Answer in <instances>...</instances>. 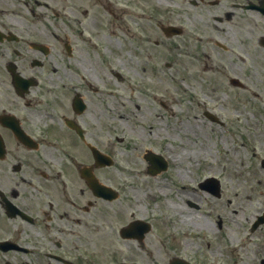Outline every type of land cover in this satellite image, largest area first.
I'll use <instances>...</instances> for the list:
<instances>
[{"label": "flooded vegetation", "instance_id": "flooded-vegetation-1", "mask_svg": "<svg viewBox=\"0 0 264 264\" xmlns=\"http://www.w3.org/2000/svg\"><path fill=\"white\" fill-rule=\"evenodd\" d=\"M107 16L142 49L196 56L201 41L209 47L216 102L203 112L218 127L230 126L232 88L264 91V0H0V264H232L237 254L264 264V188L251 189L259 204L242 206L246 224L233 223L232 200L222 210L212 194L171 203L141 163L134 172L137 145L105 141L96 40ZM91 145L112 165L98 166ZM82 169L113 179L114 199ZM108 225L113 253L99 251Z\"/></svg>", "mask_w": 264, "mask_h": 264}, {"label": "rangeland", "instance_id": "rangeland-1", "mask_svg": "<svg viewBox=\"0 0 264 264\" xmlns=\"http://www.w3.org/2000/svg\"><path fill=\"white\" fill-rule=\"evenodd\" d=\"M107 24H116L120 26L119 22L113 21L110 22V17L107 16L106 22ZM124 25V24H123ZM115 26V25H113ZM116 27V26H115ZM117 28V27H116ZM130 28V27H127ZM132 34V30H130ZM130 46L123 45L121 47H113L110 52L106 54L107 60L110 61L109 66L105 63V60L102 59V63L104 64L106 68V78H104L107 82L106 90L109 89L114 90L115 97H119L121 94L125 99H127V95L131 94V99L137 100L141 104V113L136 115L138 119L140 120V123H143L146 129H150V126H154L153 121L154 119H151V115L149 114V111L151 110V113H157L161 114L162 117L165 118V120H175L176 115H179V112H182V115H186L189 113V110H193L192 112H197L198 105L196 101L200 103H204L205 101H208L207 98H204L202 95V87L195 85V88L193 89V94L191 97L193 99H190L191 90L190 89H183L176 83V80L179 78V73H176L173 69L164 67L161 64H156L154 67H151L153 71H155V74L152 75V71L150 69H147V77L144 72V65L142 63H137L134 56L130 55V52L128 51ZM125 50V51H124ZM203 50V47L201 48ZM101 63V64H102ZM156 63V62H155ZM111 66H113L115 69H118L125 79L123 82L118 81L115 77H112L111 75ZM210 75V74H209ZM142 80L147 81L148 85L145 83H142ZM140 82V83H139ZM201 83V81H200ZM133 87L135 90L131 91L129 86ZM249 91H247L243 95H247L250 103L253 105H259L263 106L261 103L260 98L258 97L259 94V88L257 84H250ZM144 91L148 92L147 95L144 94ZM140 92V93H139ZM143 92V93H142ZM258 93L257 97L254 93ZM109 97V98H108ZM264 97V96H263ZM187 98V100H186ZM189 98V100H188ZM108 102L113 101L117 104V108H121L123 112L130 113L132 112V108H135L129 103L123 104V102L120 103L116 100H113L110 98L109 95H107ZM127 102V101H126ZM162 102L170 103V108H172L171 113H176V115L171 116L169 110L164 109V105ZM240 107H238V110H240ZM245 110L241 109V113ZM247 111V110H246ZM245 113V112H244ZM133 114V113H132ZM246 115L250 117V115L246 112ZM244 114H239V117H243ZM189 117V116H188ZM193 119V117H189ZM164 124H167L163 122ZM121 130H124L123 128L125 126L124 122L122 121ZM118 127V126H117ZM120 129V128H119ZM132 129V128H131ZM130 129V131H131ZM135 130V128H134ZM245 132H238L234 135L230 132H224L219 130H216L215 132L211 131V127L206 128V136H202V140L210 144L211 146H217L218 149H221L224 145V140L227 144V147L229 148V142L232 143L231 146H240L241 143H244L245 146L241 147V151L243 152V155L241 157L244 158V160L249 163L248 160L252 158L253 151H257L259 153V142L254 141V133L250 132L249 130L242 128ZM119 130H115V132L111 133V135H115ZM137 133H141L142 131L135 130ZM130 137H134L138 139L134 134H130ZM139 140V139H138ZM247 149H249V153L247 154ZM204 155V154H203ZM106 231L110 234L112 228L108 225L106 228ZM103 232L104 228H103ZM101 247H103L101 245Z\"/></svg>", "mask_w": 264, "mask_h": 264}]
</instances>
